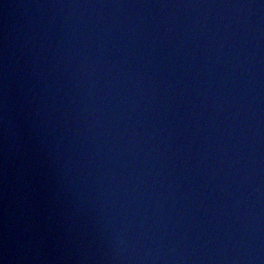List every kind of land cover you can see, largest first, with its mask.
Here are the masks:
<instances>
[{"label":"water","instance_id":"water-1","mask_svg":"<svg viewBox=\"0 0 264 264\" xmlns=\"http://www.w3.org/2000/svg\"><path fill=\"white\" fill-rule=\"evenodd\" d=\"M0 264H264V0H0Z\"/></svg>","mask_w":264,"mask_h":264}]
</instances>
